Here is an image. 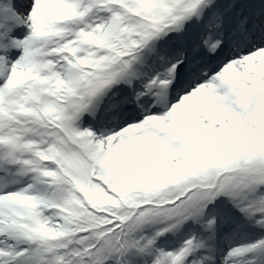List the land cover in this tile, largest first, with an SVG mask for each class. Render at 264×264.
I'll return each instance as SVG.
<instances>
[{"label":"snow or ice","instance_id":"1","mask_svg":"<svg viewBox=\"0 0 264 264\" xmlns=\"http://www.w3.org/2000/svg\"><path fill=\"white\" fill-rule=\"evenodd\" d=\"M0 264H264V0H0Z\"/></svg>","mask_w":264,"mask_h":264}]
</instances>
